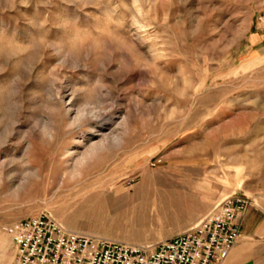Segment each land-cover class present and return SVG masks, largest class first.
I'll return each instance as SVG.
<instances>
[{
    "label": "rangeland",
    "instance_id": "obj_1",
    "mask_svg": "<svg viewBox=\"0 0 264 264\" xmlns=\"http://www.w3.org/2000/svg\"><path fill=\"white\" fill-rule=\"evenodd\" d=\"M250 205L222 264H264V0H0L6 226L154 247Z\"/></svg>",
    "mask_w": 264,
    "mask_h": 264
},
{
    "label": "built area",
    "instance_id": "obj_2",
    "mask_svg": "<svg viewBox=\"0 0 264 264\" xmlns=\"http://www.w3.org/2000/svg\"><path fill=\"white\" fill-rule=\"evenodd\" d=\"M249 205L242 194L227 196L193 228L154 247L74 233L45 216L23 219L5 228L15 252L10 264H222Z\"/></svg>",
    "mask_w": 264,
    "mask_h": 264
},
{
    "label": "crops",
    "instance_id": "obj_3",
    "mask_svg": "<svg viewBox=\"0 0 264 264\" xmlns=\"http://www.w3.org/2000/svg\"><path fill=\"white\" fill-rule=\"evenodd\" d=\"M229 257V256H228Z\"/></svg>",
    "mask_w": 264,
    "mask_h": 264
}]
</instances>
